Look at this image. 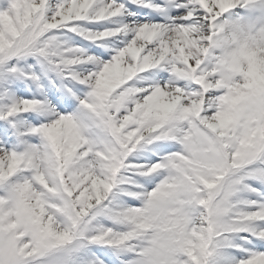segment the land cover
Masks as SVG:
<instances>
[{
	"label": "snow or ice",
	"instance_id": "snow-or-ice-1",
	"mask_svg": "<svg viewBox=\"0 0 264 264\" xmlns=\"http://www.w3.org/2000/svg\"><path fill=\"white\" fill-rule=\"evenodd\" d=\"M0 264H264V0H0Z\"/></svg>",
	"mask_w": 264,
	"mask_h": 264
}]
</instances>
